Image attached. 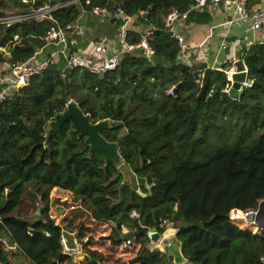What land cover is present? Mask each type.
Returning <instances> with one entry per match:
<instances>
[{
	"label": "trees",
	"instance_id": "1",
	"mask_svg": "<svg viewBox=\"0 0 264 264\" xmlns=\"http://www.w3.org/2000/svg\"><path fill=\"white\" fill-rule=\"evenodd\" d=\"M67 1L0 0V15L48 2L58 5L52 12L57 23L74 33L82 19L97 18L91 15L93 6L112 14L121 5L145 26L128 27L126 42L137 45L149 29L146 41L153 53L134 47L102 74L69 69L59 57L0 102V205L17 211L30 191L34 200L41 195L46 206L34 218L2 212L0 264H22L5 257L13 245L29 264H76L61 252V235L70 242L72 233L81 239L85 264H173L168 251L146 248L152 242L146 235L127 244L122 232L135 230L138 223L161 232L163 219L177 228L176 261L262 264L264 232L241 226L229 213L256 209L264 199V44L255 42L241 51L252 83L233 97L225 90L223 71L179 61L182 49L164 27L173 9L185 14L186 23H209L211 13L193 9L195 0H77L63 5ZM259 2L248 0L247 8ZM148 5V14H139ZM104 19L110 21V16ZM52 23L31 18L0 24V66L19 64L42 47L37 58H46L53 47L44 46L43 37ZM87 25L86 39L105 35L93 19ZM112 25L118 29L122 20ZM76 50L71 44L69 52ZM171 87L172 94L167 91ZM70 100L91 122L110 121L100 132L106 140L122 137L120 167L98 150L89 153L74 120L48 128ZM130 165H135L133 171ZM124 169L131 176L127 181ZM134 176H150L151 183L137 184ZM52 189L68 192L89 213L77 210L56 222L47 214ZM132 210L138 215L132 216Z\"/></svg>",
	"mask_w": 264,
	"mask_h": 264
},
{
	"label": "built area",
	"instance_id": "2",
	"mask_svg": "<svg viewBox=\"0 0 264 264\" xmlns=\"http://www.w3.org/2000/svg\"><path fill=\"white\" fill-rule=\"evenodd\" d=\"M26 1V0H24ZM77 0H68L63 5L75 2ZM88 2V1H86ZM248 0H195L193 9L201 11H210L211 9L218 6H232L234 7V15L231 19L227 20L226 23L230 24L235 19L239 20H249V28L257 30L260 32L261 40L259 42L264 44V7H259L255 9L247 8ZM58 7V5H51L48 2L44 3L42 6L37 8L24 9L17 12H10L4 15H0V24L10 25L15 22H19L26 19L34 18L36 20L48 19L53 23L49 26L46 34L43 37L44 46H51L53 50L50 51L49 55L44 59H39L37 56L43 51L42 47L39 49L32 57L19 63V64H4L0 66V102L3 101L10 95H13L21 86L27 85L30 79L39 74L44 70L47 65L53 60L62 57L66 62V67L69 69L79 68L81 70H87L93 74H102L106 71L114 69L118 62L120 55L123 52L133 49L134 47H141L142 50L150 55L153 53L152 48L148 45L146 41V36L151 32L149 29H144L142 31V38L137 45L129 44L125 40L126 30L128 29V23L132 20L134 16H130L123 12L121 6H116L112 14H109V10L104 6H93L91 8V15L97 18H106L108 16L115 17L116 20H122V25L118 28L117 36L120 48L113 49L111 53H108L110 49L109 39L107 36H100L94 41V48L97 57H89L81 51L69 52L71 47L72 33H68L63 27H61L52 12ZM151 6H147V10L139 11V14L145 16L150 11ZM120 16V17H118ZM138 17V14L135 15ZM179 18L184 19L185 14H181L178 10L173 9L169 11L165 17L164 27L171 32L172 36L177 40L181 49L185 48L184 37L180 32L177 31L176 24ZM74 33H82L80 25L76 26ZM226 47V40L224 39L221 43V48ZM225 73V90L229 91L231 85L233 84V73L234 68L228 70L226 68H211ZM198 74L202 76L203 71L199 70ZM246 86V84L244 83ZM168 93L172 94L173 88H169ZM212 93V88L209 89L208 94ZM38 199H42L41 195H37ZM42 207V206H41ZM258 208V207H257ZM257 208L253 210H242L239 208H233L229 217L239 222L241 226L249 228L251 231H264V213L261 217V226L257 221ZM244 213H253V224L247 225L243 219ZM132 216H137L135 210L131 211ZM161 232H159L158 241H152L150 245H146L148 250H158L164 252L162 245L169 240V238L175 233L167 236L169 230H173L172 223L168 219H163L161 222ZM149 228V227H148ZM151 228H149L150 231ZM127 231H130L127 229ZM126 231V232H127ZM134 231V230H133ZM125 232V233H126ZM146 236L151 239L149 233ZM152 240V239H151ZM131 238L126 239V243L130 244ZM62 254L70 255L73 257L78 254L81 249V240L79 237L72 235L70 242L65 236L61 235ZM260 262L264 264V256L259 258Z\"/></svg>",
	"mask_w": 264,
	"mask_h": 264
},
{
	"label": "crops",
	"instance_id": "3",
	"mask_svg": "<svg viewBox=\"0 0 264 264\" xmlns=\"http://www.w3.org/2000/svg\"><path fill=\"white\" fill-rule=\"evenodd\" d=\"M259 7H264V0H260L259 3L254 4L251 9ZM208 12L211 13L212 18L206 24L186 23L182 18L177 20V31L182 34L185 42V48L179 52L178 59L189 66L199 67L205 64L209 68L223 67L231 70L234 68V61L240 58L241 51L261 40L260 32L249 28V20L235 19L232 23L227 24L226 21L234 15V7L232 6H218ZM89 19H93L99 24L105 32L104 36L108 37L109 44L112 45L108 53H111L113 49L118 50L120 48L117 36L118 29L112 25L114 21L111 22L104 18L94 17H87L81 20L83 22L80 26L82 33H73L71 41L73 47L89 57H97L94 40L86 39L83 34V30L88 26ZM128 27L141 30L145 26L137 22V17L135 16L128 23ZM224 39L226 40V47L221 48V43ZM244 86V83H242L241 89ZM172 229L168 231L167 236H171L174 232L175 234L169 238L165 245H162V249L164 252L168 251L169 254H172L174 259L173 264H186L187 260L184 258L176 261L180 248L175 238L177 228L173 227Z\"/></svg>",
	"mask_w": 264,
	"mask_h": 264
},
{
	"label": "water",
	"instance_id": "4",
	"mask_svg": "<svg viewBox=\"0 0 264 264\" xmlns=\"http://www.w3.org/2000/svg\"><path fill=\"white\" fill-rule=\"evenodd\" d=\"M114 20H116L115 17L110 18L111 22ZM82 24L83 22L79 21L78 25L81 26ZM233 64L235 68L232 75L233 84L228 92L231 96L236 97L238 95V91L242 87V83L250 85L252 83V80L247 76L246 66L242 58L236 59ZM18 99L19 96H16L15 100ZM67 119H72L76 122L79 129L78 137H84L83 143L85 146H88L89 153L92 150H98L103 155L105 161H111L117 167H120L123 164V160L121 159L118 151L119 144L122 141V137H119L117 141H108L100 133L102 129H106L109 127L110 121L108 119L99 120L93 123L90 120V116L88 114H84L78 107V105L70 100L68 101L66 108L62 112L57 113L54 118L49 121L48 128L53 129L55 127L61 126ZM135 165L139 166V158H136ZM135 165H130V169L132 171L134 170ZM132 181L136 182L137 184H150L151 178L150 176H147L145 178L134 176L132 178ZM137 191L141 195H145L144 193L140 192V190ZM263 213L264 199L259 202L257 208V221L261 226H263L261 222ZM147 233H149V235L151 236L152 241H158L159 232L155 227H152L149 231V228L147 226H143L139 223L136 225V229L134 231H127L124 235V238L133 239L140 234L146 235Z\"/></svg>",
	"mask_w": 264,
	"mask_h": 264
},
{
	"label": "rangeland",
	"instance_id": "5",
	"mask_svg": "<svg viewBox=\"0 0 264 264\" xmlns=\"http://www.w3.org/2000/svg\"><path fill=\"white\" fill-rule=\"evenodd\" d=\"M57 59L55 58V60H57ZM124 173H125V180L126 181L129 180L130 177H131L129 171L124 169ZM16 186H18V185H16ZM45 207L46 206L44 204V201H42L41 199H38V197H36V199L34 200L33 197H32V194L29 191L28 194H25V196H24V198L22 200V203L19 205L17 211L14 209V207H12L10 205H8V206L4 205V204H3V206H2V204L0 205V221L2 219V212L4 210H6V209H9V211L12 214H14L15 216H18V217H31V218H34ZM47 207H48L47 214L51 218L55 219L56 222H60L61 219L65 215H67L69 213H72L74 211H77V210H83V211L89 213V209L87 207H83L81 205H77L73 201L71 196H68V192H64V191H61L59 189H52V191L50 193L49 204H48ZM126 231H127L126 228L122 229V232L125 233ZM5 235H6V237L9 236L7 232L3 233L4 240H6ZM71 235H75L76 236V234H74V233H72ZM86 241H87V239L85 238L84 242H86ZM152 243L153 242L150 241V243L148 245H150ZM81 245H82V242H81ZM18 252H19V250L17 249V247L15 245H13V246L9 247L7 249V251L5 250L4 254H5V257L7 259H9V260H15L16 259L18 262H20L22 264H29V261L26 258H24L23 256H21L20 254H18ZM85 256H86V253L81 248L80 252L78 254H76L73 257H71V260H72L73 263H76V264H85ZM125 256H126V253H125Z\"/></svg>",
	"mask_w": 264,
	"mask_h": 264
},
{
	"label": "bare ground",
	"instance_id": "6",
	"mask_svg": "<svg viewBox=\"0 0 264 264\" xmlns=\"http://www.w3.org/2000/svg\"><path fill=\"white\" fill-rule=\"evenodd\" d=\"M243 219L246 222H252L253 223V213H244Z\"/></svg>",
	"mask_w": 264,
	"mask_h": 264
},
{
	"label": "flooded vegetation",
	"instance_id": "7",
	"mask_svg": "<svg viewBox=\"0 0 264 264\" xmlns=\"http://www.w3.org/2000/svg\"><path fill=\"white\" fill-rule=\"evenodd\" d=\"M79 138H81V137H79ZM83 139H84V137H83Z\"/></svg>",
	"mask_w": 264,
	"mask_h": 264
}]
</instances>
